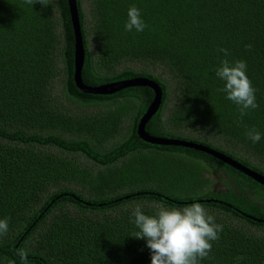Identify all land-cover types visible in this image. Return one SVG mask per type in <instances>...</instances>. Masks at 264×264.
Here are the masks:
<instances>
[{
  "label": "trees",
  "instance_id": "trees-1",
  "mask_svg": "<svg viewBox=\"0 0 264 264\" xmlns=\"http://www.w3.org/2000/svg\"><path fill=\"white\" fill-rule=\"evenodd\" d=\"M76 4L85 84L153 79L162 100L147 132L213 147L264 175V0ZM132 5L143 32L124 30ZM74 43L67 0H0V218L9 219L0 264H25L20 250L27 264H151L146 240L134 237L133 208L151 215L160 204L194 202L223 226L200 264H264V223L248 217L264 219V185L204 151L141 139L136 127L153 90L82 91ZM225 58L246 62L256 90L258 107L243 117L218 91ZM253 128L257 143L247 136Z\"/></svg>",
  "mask_w": 264,
  "mask_h": 264
},
{
  "label": "clouds",
  "instance_id": "clouds-1",
  "mask_svg": "<svg viewBox=\"0 0 264 264\" xmlns=\"http://www.w3.org/2000/svg\"><path fill=\"white\" fill-rule=\"evenodd\" d=\"M39 2L43 6L50 4V0H26L33 5ZM146 23L142 19L141 10L132 5L127 11V21L124 30L143 32ZM252 45H246L250 49ZM224 57L230 55L228 49L221 48ZM247 64L244 60L230 62L227 58L220 61L215 69L217 78L224 81V87L218 91L226 93V99L237 105L241 117L248 110L258 107L255 88L246 74ZM248 138L257 143L261 140V133L256 129H249ZM132 217L138 231L134 237L145 239L151 252V264H200L207 258L212 241L219 240L223 226L215 222V218L208 213L205 207L194 202L183 207H168L160 204L154 214H146L142 206L137 204L132 210ZM9 219L0 218V237L7 235ZM19 258L27 264V253L24 250L17 252Z\"/></svg>",
  "mask_w": 264,
  "mask_h": 264
},
{
  "label": "water",
  "instance_id": "water-1",
  "mask_svg": "<svg viewBox=\"0 0 264 264\" xmlns=\"http://www.w3.org/2000/svg\"><path fill=\"white\" fill-rule=\"evenodd\" d=\"M69 6V12L75 37L74 43V74L73 79L82 91L86 93H95V94H110L116 91L121 90L125 87L141 85V86H148L150 87L153 92L154 96L152 101L150 102L149 106L145 110V112L140 117L136 132L138 136L143 139L144 141L152 144H162V145H180L184 147H192L201 151H204L208 154L219 158L223 162H226L229 166L233 167L234 169L238 170L239 172L249 176L253 180L261 183L264 185V175L247 167L246 165L238 162L237 160L231 158L229 155L222 153L220 150H216L213 147L204 145L202 143H196L192 141H188L185 139L177 138V137H164V136H156L152 135L145 130L146 122L153 116V114L157 111L161 100H162V90L160 85L154 81L153 79L147 77H133V78H126L122 80L111 81L107 83L100 84L98 86H91L87 85L82 81L81 78V68L84 59V47H83V40L80 30V22L77 10L76 0H67ZM254 221H259L264 223V219H257L250 215H248Z\"/></svg>",
  "mask_w": 264,
  "mask_h": 264
},
{
  "label": "rangeland",
  "instance_id": "rangeland-1",
  "mask_svg": "<svg viewBox=\"0 0 264 264\" xmlns=\"http://www.w3.org/2000/svg\"><path fill=\"white\" fill-rule=\"evenodd\" d=\"M84 3H86V1H84ZM85 6H86V4H84V8H85ZM131 67H135V68H139V67H141V66H139V65H134V64H132L131 65ZM75 110H77V111H85L86 109H83L82 107H79V108H76ZM186 133H188V134H191V136H200L198 133H196V132H188V131H185V134ZM204 138H206L207 140H211V141H213V142H215L216 143V140L215 139H213V138H211V137H209V136H206V137H204ZM79 158L83 161V163H85V164H87V165H91V161H89V160H87L84 156H79ZM249 160L252 162V163H255L256 164V161L253 159V158H249ZM213 185V184H212ZM234 222L236 223H238V224H241L242 222H240V220L238 221V220H234Z\"/></svg>",
  "mask_w": 264,
  "mask_h": 264
},
{
  "label": "crops",
  "instance_id": "crops-1",
  "mask_svg": "<svg viewBox=\"0 0 264 264\" xmlns=\"http://www.w3.org/2000/svg\"><path fill=\"white\" fill-rule=\"evenodd\" d=\"M245 175V174H244ZM247 176V175H246ZM249 177V176H248ZM252 179V178H251ZM213 184V185H212ZM216 185H218V183L216 182V181H214L213 183H210V185H209V187L211 188V189H214V190H217L218 192H220V190L218 189V187L216 186ZM219 186V185H218ZM221 189H223V187H221ZM221 193V192H220ZM220 193H218L217 195H220ZM215 199H217V198H212V199H209V198H206V202H209L210 200H213V201H215ZM200 200H205V199H200ZM218 200V199H217ZM202 201V202H203ZM206 210H207V207L205 208ZM255 218V217H254ZM258 219V218H257ZM260 219V218H259Z\"/></svg>",
  "mask_w": 264,
  "mask_h": 264
}]
</instances>
